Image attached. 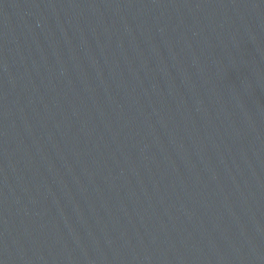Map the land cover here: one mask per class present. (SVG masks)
I'll return each mask as SVG.
<instances>
[{
  "label": "water",
  "instance_id": "1",
  "mask_svg": "<svg viewBox=\"0 0 264 264\" xmlns=\"http://www.w3.org/2000/svg\"><path fill=\"white\" fill-rule=\"evenodd\" d=\"M264 120V0H0V164Z\"/></svg>",
  "mask_w": 264,
  "mask_h": 264
}]
</instances>
